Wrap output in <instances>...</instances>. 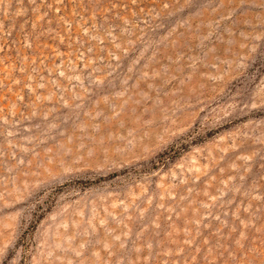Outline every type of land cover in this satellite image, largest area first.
Here are the masks:
<instances>
[{
	"label": "rangeland",
	"instance_id": "obj_1",
	"mask_svg": "<svg viewBox=\"0 0 264 264\" xmlns=\"http://www.w3.org/2000/svg\"><path fill=\"white\" fill-rule=\"evenodd\" d=\"M0 264H264V0H0Z\"/></svg>",
	"mask_w": 264,
	"mask_h": 264
}]
</instances>
